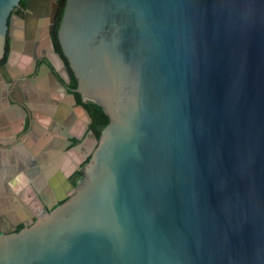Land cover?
Here are the masks:
<instances>
[{"label": "water", "instance_id": "obj_1", "mask_svg": "<svg viewBox=\"0 0 264 264\" xmlns=\"http://www.w3.org/2000/svg\"><path fill=\"white\" fill-rule=\"evenodd\" d=\"M21 1L0 0L7 136L11 83L54 52L40 0L9 42ZM59 40L110 122L69 200L15 233L0 217V264H264V0H67ZM16 171L40 192V168Z\"/></svg>", "mask_w": 264, "mask_h": 264}, {"label": "flooded vegetation", "instance_id": "obj_2", "mask_svg": "<svg viewBox=\"0 0 264 264\" xmlns=\"http://www.w3.org/2000/svg\"><path fill=\"white\" fill-rule=\"evenodd\" d=\"M28 1L22 0L12 12L9 42L17 35L13 25L17 27L21 23L22 30L26 27ZM66 6L67 0L38 2L35 18L37 22L55 17V30L49 34L54 52L48 50V53L37 58L33 54L27 55L32 60V65L28 63L31 67H26L24 73L11 83L7 93L10 103L24 110L25 121L23 128L15 136L3 135L10 134L17 128L15 122L10 125L0 121V141L3 142L0 145V167L4 169L7 160L11 163L8 172L4 173L6 178L1 174L3 186L0 189V205H3L4 200L5 204L0 209V217L6 219L4 222L7 227H2L6 234L32 225L39 216L52 212L75 194L87 177L89 163L105 129L102 117L97 116L96 109L91 106L96 103L85 99L79 92L78 79L59 40ZM8 48L5 56L0 59V68L9 61L11 50L10 46ZM39 79L46 83L38 84ZM22 143L35 158L34 161L27 158ZM4 151L11 153L3 156ZM51 153L58 155L51 158ZM22 159L26 164L29 162L30 167L40 168L44 172V181L36 183L40 192L35 191V195L29 188L24 189L22 172L16 171V166L23 162ZM56 163L59 164L58 177L50 174ZM17 192L19 195L26 193L27 208H30L31 216L23 221L11 218V206L17 204L14 203ZM20 206L23 208V205ZM14 221L16 226L10 227L15 225Z\"/></svg>", "mask_w": 264, "mask_h": 264}, {"label": "crops", "instance_id": "obj_3", "mask_svg": "<svg viewBox=\"0 0 264 264\" xmlns=\"http://www.w3.org/2000/svg\"><path fill=\"white\" fill-rule=\"evenodd\" d=\"M1 182H2V179H1V173H0V189H2V186H3ZM13 188L15 190V186ZM26 188H28V187L25 185L24 189L26 190ZM25 195H26V193H24L23 195H19L18 192L14 195L16 198L14 203H17V204H13V205H15L13 207L11 206L12 215H13V216L11 215V218H14L13 220H18V221L22 220L23 221V220H25L31 216L30 211H29L30 208H27V204H28L27 202L28 201L26 200ZM4 204H5V200L3 202V205ZM20 205H23V208H21L22 206H20ZM2 206L0 205V209Z\"/></svg>", "mask_w": 264, "mask_h": 264}, {"label": "trees", "instance_id": "obj_4", "mask_svg": "<svg viewBox=\"0 0 264 264\" xmlns=\"http://www.w3.org/2000/svg\"><path fill=\"white\" fill-rule=\"evenodd\" d=\"M8 49L9 48H7V51ZM58 49L61 50L60 47H58ZM91 106L96 109L97 116L102 117V125L104 128H106L110 122L109 116L104 112L103 108L99 106L98 104H91Z\"/></svg>", "mask_w": 264, "mask_h": 264}]
</instances>
